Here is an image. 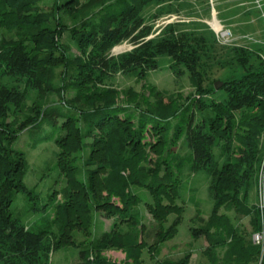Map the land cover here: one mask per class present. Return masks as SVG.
Instances as JSON below:
<instances>
[{"label": "trees", "instance_id": "16d2710c", "mask_svg": "<svg viewBox=\"0 0 264 264\" xmlns=\"http://www.w3.org/2000/svg\"><path fill=\"white\" fill-rule=\"evenodd\" d=\"M45 1L0 0V264H50V253L66 246L80 248L82 262L76 264H143L138 252L144 235L135 223V203L153 206L164 220L175 208L171 204L184 166L210 176L211 212L190 227L192 237L205 239L210 264H252L257 258L264 264V208L249 200L258 180L264 200V164L259 167L264 150V42L233 46L235 65L231 75L217 80L222 84L216 90V81L203 85L206 70L200 60L212 45L206 36L171 24L160 38L145 39L150 26L143 9L171 0H57V8L72 19L65 29L79 55H68L69 45L58 43L61 22L52 10L37 6ZM125 40L136 46L118 57L108 55ZM160 55L172 58L175 72L181 66L188 73L194 91L184 100L178 92L152 86L142 106H122L114 103V91L97 87L114 72L139 77L154 70ZM29 89L39 100L53 94L57 101L34 105L32 113L22 116ZM217 91L225 97L216 98ZM59 129L66 134H55ZM146 134L155 135V142ZM21 135L32 141V148L50 140L61 146L58 164L66 179L59 191L62 200L44 203L45 215L29 226L12 207L18 193L32 203V210L40 199L24 180L30 165ZM183 136L189 149L185 155L173 150ZM77 147L84 154L75 165L69 154ZM133 187L143 197L132 193ZM91 209L121 212L129 226L103 231L85 245L84 240L76 242L74 232L91 234ZM51 210L52 217L47 214ZM241 215H250L254 230L260 227L261 243L246 239L245 230L237 227ZM158 236L147 245L157 246V252L174 234ZM223 245L218 259L215 250ZM112 247L123 249L131 261L104 259L102 250ZM187 256L173 264H186Z\"/></svg>", "mask_w": 264, "mask_h": 264}, {"label": "rangeland", "instance_id": "374dc122", "mask_svg": "<svg viewBox=\"0 0 264 264\" xmlns=\"http://www.w3.org/2000/svg\"><path fill=\"white\" fill-rule=\"evenodd\" d=\"M56 1L46 0L37 5L38 9L52 10L54 12L61 22L59 26L63 28H58L59 30H57V32L59 31L58 43L69 45L68 55H79L80 53L71 40L69 32L65 29L67 25H72V19L70 20L62 9L57 8ZM80 1L83 2L84 0ZM142 15L145 23L150 26L149 34L145 37L146 40L160 38L164 29L171 24H176L179 31H193L195 35H204L208 38L209 43H212V45L202 55L200 60V68L206 70L203 82L205 87H210L215 81L223 80L231 75V66L235 65L233 46L252 47L256 42H264V0H171L151 2L143 9ZM215 20L221 25L220 30L215 29L213 23ZM12 29H19V27L13 26ZM1 30L7 35V31ZM228 30L230 34L221 35V31L227 32ZM135 46L136 44L132 41L125 40L113 45L109 49L108 55L118 57L130 52ZM156 60L157 67L139 77L118 71L108 75L109 77H106L101 84L103 86L99 85L97 87L114 91L113 101L116 105L134 107L139 104L142 106L147 99V90L152 86L166 89L169 92H178L181 100L193 93L194 90L189 82L188 73L183 67L179 66L180 71L175 72L171 67L172 58L166 55H160ZM3 81H7L9 84L12 83L7 78H3ZM17 85L20 89H23V84L17 83ZM94 88L96 86L93 89L90 88V91L92 90L93 92ZM92 95L94 94L92 93ZM220 97H225V94L217 91L216 98ZM56 101L57 99L53 94H48L45 99L39 100L36 92L29 89L22 103L23 112L21 115L32 113L34 105L42 106L47 103H55ZM199 117L200 115L197 116V118ZM136 120L137 118L134 117L132 121L134 126L137 125ZM57 133L65 135L66 130L59 129L55 132V134ZM66 137L68 136H65L64 139ZM183 138L184 136L179 139L173 148L174 151L179 152L181 155L189 152ZM21 139L26 147V157L30 165L24 180L29 187L34 188L35 193L40 195V199L39 201L37 200L38 202H33L34 208L32 210V203L18 193L12 207L15 212L21 214V221L29 226L45 215L43 213L46 210L44 203L51 206L53 201L62 200L59 191L65 185L66 179L64 174L61 173L62 170L58 164L61 146L54 140H50L39 144L36 148H32L31 140L26 141L24 135H21ZM146 139L155 142L156 137L155 135H150L149 138L146 134ZM71 143L72 145L74 144L69 141L68 146ZM83 154V149L77 147L70 152L69 159L73 160L75 165H78L79 162L77 160L82 158ZM262 159L259 167L264 164V150ZM181 172L179 175L180 185L177 187V197L171 204L175 208L170 214L164 215V220L159 215V218L156 216L157 213L152 210L153 206L148 209L144 203H135L136 207H139V213L136 214V217L134 214L135 223L144 235V246L138 252L139 257L143 259V264H162V262H157V260H167L163 264H173L175 263L174 261L180 260L187 253H189V256L186 258V264L211 263L204 254L207 244L205 239L201 236L194 238L190 233V227L194 223L197 224L203 221L211 212L213 201L209 190L210 176L204 170L192 171L188 166H184ZM259 184L260 181L258 180L256 185L250 189L249 200L251 204L260 210V208H264V200ZM52 191L54 192L52 199L47 200L48 194L52 193ZM130 191L132 193L138 192L143 197L144 192L135 187L131 188ZM114 200L118 201L116 198ZM135 205L131 208L135 209ZM52 211L47 212L50 217H52ZM123 215L121 212L115 214L107 212L106 209H91L87 227V231L89 229L91 234H87L88 236L85 237L81 232H74L76 234L74 240L76 242L84 240L85 242L83 243L85 245L103 231L128 227L129 225L124 222L126 218ZM241 216L240 221H235L237 222V227L243 229V231L245 230L247 233L246 239H251L253 242V235L260 230V227L254 230V227L250 224V215ZM128 218L131 219L127 213ZM160 233H172L174 236L171 240L162 244L157 252V246L149 248L147 245L152 243L155 238H158ZM225 248L226 245L216 248L218 259H220ZM79 249V247L66 246L51 252L50 264L81 263ZM101 256L106 260L122 263H128L132 259L128 258V254L123 249L113 247L102 250ZM259 261V258H257V261L252 264H260Z\"/></svg>", "mask_w": 264, "mask_h": 264}, {"label": "built area", "instance_id": "2783aa9c", "mask_svg": "<svg viewBox=\"0 0 264 264\" xmlns=\"http://www.w3.org/2000/svg\"><path fill=\"white\" fill-rule=\"evenodd\" d=\"M226 33L230 34V31L228 30L227 32L225 31H221V35H226ZM263 241V235L262 233L260 232H256L254 235H253V242L254 243H261Z\"/></svg>", "mask_w": 264, "mask_h": 264}, {"label": "bare ground", "instance_id": "6f19581e", "mask_svg": "<svg viewBox=\"0 0 264 264\" xmlns=\"http://www.w3.org/2000/svg\"><path fill=\"white\" fill-rule=\"evenodd\" d=\"M214 27L216 30H220L221 29V25L219 24V22H217V20H215L214 22Z\"/></svg>", "mask_w": 264, "mask_h": 264}, {"label": "water", "instance_id": "95a60500", "mask_svg": "<svg viewBox=\"0 0 264 264\" xmlns=\"http://www.w3.org/2000/svg\"><path fill=\"white\" fill-rule=\"evenodd\" d=\"M221 84H222L221 81H216V82L214 83V87H215V89L219 88V87L221 86Z\"/></svg>", "mask_w": 264, "mask_h": 264}]
</instances>
